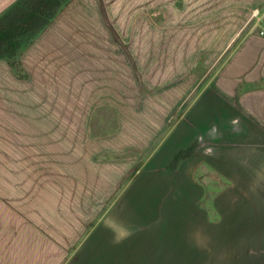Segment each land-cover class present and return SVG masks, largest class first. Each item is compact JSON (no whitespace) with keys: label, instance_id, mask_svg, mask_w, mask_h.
I'll return each instance as SVG.
<instances>
[{"label":"rangeland","instance_id":"rangeland-1","mask_svg":"<svg viewBox=\"0 0 264 264\" xmlns=\"http://www.w3.org/2000/svg\"><path fill=\"white\" fill-rule=\"evenodd\" d=\"M196 3L74 0L51 30L67 34L65 83L58 66L35 83L51 68L33 65L34 83H15L20 64L0 62V264H67L195 114L198 147L174 186L198 195L199 217L183 211L179 264H264V152L240 143L246 121L209 82L240 26Z\"/></svg>","mask_w":264,"mask_h":264},{"label":"crops","instance_id":"crops-1","mask_svg":"<svg viewBox=\"0 0 264 264\" xmlns=\"http://www.w3.org/2000/svg\"><path fill=\"white\" fill-rule=\"evenodd\" d=\"M14 1L0 0V13ZM192 1L197 2V6L221 7L224 22L240 26L239 32L229 37V40L237 39L234 51L209 82L223 83L217 87L225 98L228 96L226 103L232 106L234 114L246 121L247 130L240 143L246 148L253 145L263 154L264 36L258 31L264 25V0ZM66 40L67 34L62 31L49 30L42 34L22 55L19 66L26 75L21 71L22 77L15 76V83H34L30 80L33 78L32 65L39 68V73L40 67H60L61 75L55 83H65V66L69 63L70 53ZM16 61L19 64V60ZM52 68L46 70L47 79L35 83H52ZM178 71L175 68V72ZM160 75V72L155 73L156 78H161ZM198 117L195 123L181 122L171 133L165 134L159 151L124 192L117 206L111 209L108 219L89 233L67 264L182 263V227L179 223L184 210L189 222L194 216L199 217L198 195L194 193L191 202H185L178 197L180 189L176 190L175 186L182 184V176L187 173L181 172V168L194 157L197 148L177 172L168 171L166 166L179 150L196 144V137L202 132ZM223 139V143H231L230 139Z\"/></svg>","mask_w":264,"mask_h":264},{"label":"trees","instance_id":"trees-1","mask_svg":"<svg viewBox=\"0 0 264 264\" xmlns=\"http://www.w3.org/2000/svg\"><path fill=\"white\" fill-rule=\"evenodd\" d=\"M74 0H15L0 13V62L8 67L20 59L36 40L52 27L58 16ZM27 78V77H26ZM21 95V93H20ZM45 98H48V94ZM66 113V111H64ZM197 148L192 144L179 150L169 161L167 170L176 171Z\"/></svg>","mask_w":264,"mask_h":264},{"label":"built area","instance_id":"built-area-1","mask_svg":"<svg viewBox=\"0 0 264 264\" xmlns=\"http://www.w3.org/2000/svg\"><path fill=\"white\" fill-rule=\"evenodd\" d=\"M258 33L260 36H264V25L262 27H260Z\"/></svg>","mask_w":264,"mask_h":264}]
</instances>
